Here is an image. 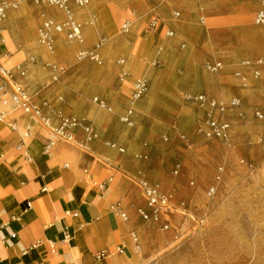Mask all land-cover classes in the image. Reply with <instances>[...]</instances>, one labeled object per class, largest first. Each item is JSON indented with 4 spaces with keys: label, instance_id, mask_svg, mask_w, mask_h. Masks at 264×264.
Masks as SVG:
<instances>
[{
    "label": "rangeland",
    "instance_id": "1",
    "mask_svg": "<svg viewBox=\"0 0 264 264\" xmlns=\"http://www.w3.org/2000/svg\"><path fill=\"white\" fill-rule=\"evenodd\" d=\"M257 10L256 0H89L74 14L82 25L84 46L103 40L101 63L78 59L80 45L64 33L52 53L39 43V26L46 16L61 17L58 9L22 2L9 10L0 34L2 60L13 66L34 57L30 83L48 84L50 94H62L68 108L86 115L101 134L95 145L105 156L58 143L49 164L79 173L78 164L95 155L121 168L126 189L112 195L106 210L120 226L125 264H264V125L254 118L255 109L264 111V83L241 64L264 57ZM124 22L127 32L121 30ZM6 35L8 43L2 39ZM119 59L126 60L125 70L131 74L121 87ZM215 59L223 61L218 73L206 68ZM45 62L65 68L57 80ZM238 71L248 87L235 75ZM142 76L148 89L129 127L119 116L133 79ZM201 92L224 101L242 100L243 115L235 117L231 145L194 136V114L183 95ZM94 95L107 98L112 111L95 105ZM0 110L8 120L19 115L1 105ZM108 140L120 143L125 152L104 146ZM143 149L148 158L137 160ZM29 150L34 156L42 147L34 141ZM179 162L182 168L175 174ZM140 167L150 181L172 194L173 209L161 222L137 214L145 205L134 176ZM111 203H121V211L111 209Z\"/></svg>",
    "mask_w": 264,
    "mask_h": 264
},
{
    "label": "crops",
    "instance_id": "2",
    "mask_svg": "<svg viewBox=\"0 0 264 264\" xmlns=\"http://www.w3.org/2000/svg\"><path fill=\"white\" fill-rule=\"evenodd\" d=\"M7 120L0 118V264H125L117 251L124 248L120 226L106 210L112 195L126 189L121 168L96 158L105 154L97 142L91 144L95 155L78 164L79 173L50 165L49 155L58 144L45 152L44 138L27 141ZM34 141L42 150L32 156ZM120 207L110 204L117 212ZM11 231L15 238L9 237ZM66 232L70 237L65 242Z\"/></svg>",
    "mask_w": 264,
    "mask_h": 264
},
{
    "label": "built area",
    "instance_id": "3",
    "mask_svg": "<svg viewBox=\"0 0 264 264\" xmlns=\"http://www.w3.org/2000/svg\"><path fill=\"white\" fill-rule=\"evenodd\" d=\"M256 1L258 10L255 16V24L262 28L264 41V0ZM22 2H32L45 8H56L61 12V17L46 16L38 28V41L50 53L54 51L58 36L64 33L70 41L80 45L77 51L78 59L89 58L97 63L102 62L98 50L103 40L97 41L90 48L84 46L82 25L74 14L76 8L84 7L89 3V0H0V34L9 10L17 8ZM175 15H179V13L176 12ZM150 26H156V20H152ZM121 30L128 31V22L121 25ZM124 62H126L124 59L118 60L120 63L118 73L120 87L122 86L121 83L131 76L129 71L125 70ZM31 63H34V57L13 66H7L5 62L0 61V105L19 113L18 116L10 118L7 122L17 130H20L21 127L23 129L21 134L25 138L30 136L44 138L45 152H50L58 143L77 144L84 150L91 149L92 143L101 141L99 129L86 115L71 111L62 94H50L48 84L33 85L30 83L28 73ZM45 64L51 71L53 80H57L65 70L62 65L56 63L45 62ZM241 64L244 69L251 70L255 80H262L264 83L262 76L264 73L263 56L255 59H244ZM222 67L223 61L220 59L206 63V68L212 73H218ZM235 75L242 79L243 87H248L242 71L235 72ZM147 89L146 77L142 76L133 80L127 94V105L119 116V119L127 126H134L135 108L143 99ZM183 99L190 104L187 105L192 107L194 136L203 137L210 142L231 145L233 122L235 117L243 115V103L240 98L233 97L229 101H224L201 92L185 93ZM91 101L107 111L113 109L111 102L101 95L92 96ZM0 118H5V111L0 112ZM254 118L264 125V111L255 109ZM20 119L24 120L23 124H20ZM23 140L24 138L22 139L24 144ZM103 144L118 153L125 152V148L114 140L103 141ZM144 146L146 145L144 144ZM148 153L143 149L135 157L137 160H144L148 158ZM106 161L108 164L110 163L109 160ZM181 168L182 163L179 162L175 165L173 172L177 174ZM217 170L221 172L222 166L219 165ZM134 176L145 200V205L137 209V214L143 219L161 222L163 216H169L173 209L172 194L163 191L157 183L150 181L141 167L137 169ZM219 177L220 175H217V178ZM121 216L126 219L124 212H121ZM164 226L167 227V223ZM16 236L15 231L9 232L10 238ZM69 237L70 233L66 232L64 241L66 242ZM133 238L137 240L135 236ZM117 251L121 252L122 247L117 248ZM102 256L103 254H99V257Z\"/></svg>",
    "mask_w": 264,
    "mask_h": 264
},
{
    "label": "bare ground",
    "instance_id": "4",
    "mask_svg": "<svg viewBox=\"0 0 264 264\" xmlns=\"http://www.w3.org/2000/svg\"><path fill=\"white\" fill-rule=\"evenodd\" d=\"M2 39H3V41L8 43V41H6L7 40V35H6V38H2Z\"/></svg>",
    "mask_w": 264,
    "mask_h": 264
}]
</instances>
